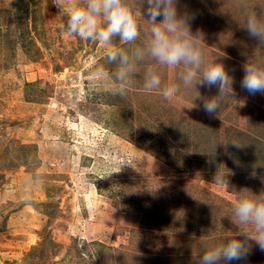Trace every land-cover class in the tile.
Instances as JSON below:
<instances>
[{
  "label": "rangeland",
  "instance_id": "374dc122",
  "mask_svg": "<svg viewBox=\"0 0 264 264\" xmlns=\"http://www.w3.org/2000/svg\"><path fill=\"white\" fill-rule=\"evenodd\" d=\"M72 2L0 0V264H197L237 230L240 192L264 194V95L240 84L242 53L264 56L241 28L244 5L264 13V0L177 5L196 14L191 31L203 33L206 60L220 59L233 77L215 115L193 100L216 86L170 101L144 92L151 61L124 96L93 80L97 67L115 65L98 42L58 31ZM139 19L143 39L150 26ZM176 71L163 69L164 81ZM168 138L175 145L163 151ZM245 264H264L255 242Z\"/></svg>",
  "mask_w": 264,
  "mask_h": 264
},
{
  "label": "clouds",
  "instance_id": "9594fccd",
  "mask_svg": "<svg viewBox=\"0 0 264 264\" xmlns=\"http://www.w3.org/2000/svg\"><path fill=\"white\" fill-rule=\"evenodd\" d=\"M140 2L145 7L143 14L141 8L134 11L131 0H73L58 31L66 37L96 41L103 46L106 62L115 67L107 71L99 66L92 78L109 82L114 95H126L135 86L141 65L151 61L153 66L143 74L144 92H157L165 101H170L190 88L197 89L198 85L216 86L218 92L211 97L201 96L198 91L193 107H198L194 101L200 100L207 114H217L225 102L226 89H230L233 96V77L220 59L206 60L200 43L204 41L203 33L191 31L196 14L180 12L177 7L180 0ZM244 9L241 28L264 46V13L248 5H244ZM140 17L150 26L143 39ZM242 54L246 61L242 66L241 87L250 95H264V56L250 57L247 51ZM163 69L177 70L175 79L165 82ZM226 177L219 175L217 182L229 187ZM29 182L40 184L42 180L33 177ZM232 215L234 220L231 221L237 230L209 244L202 254L198 253L197 264H231L233 261L245 264L253 242L264 251V194L249 189L241 191L233 203Z\"/></svg>",
  "mask_w": 264,
  "mask_h": 264
},
{
  "label": "trees",
  "instance_id": "16d2710c",
  "mask_svg": "<svg viewBox=\"0 0 264 264\" xmlns=\"http://www.w3.org/2000/svg\"><path fill=\"white\" fill-rule=\"evenodd\" d=\"M5 14L7 13V11L6 12H4ZM26 32V31H25ZM25 32H22V33H20L19 34V37H20V40L22 41V42H24L25 40H26V33ZM0 37H2V32L0 31ZM168 139H170V138H168ZM178 140V139H177ZM178 143L180 142L179 140L177 141ZM159 143H160V141H159ZM172 144L173 145H175V142H174V140H172V143H171V139H170V143L168 144V145H162L163 146V151H167V149H171V148H173L172 147ZM97 188H98V185L96 186Z\"/></svg>",
  "mask_w": 264,
  "mask_h": 264
}]
</instances>
